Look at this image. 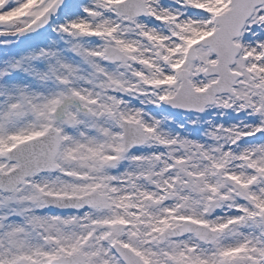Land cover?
<instances>
[{
	"label": "rangeland",
	"instance_id": "1",
	"mask_svg": "<svg viewBox=\"0 0 264 264\" xmlns=\"http://www.w3.org/2000/svg\"><path fill=\"white\" fill-rule=\"evenodd\" d=\"M54 1L0 0V19L30 26ZM120 1H71L46 33L24 42L19 59L16 34L0 37V50L10 54H0V171L15 166L3 159L5 151L48 127L61 140L54 173L0 192V264H47L72 254L83 255L85 264H120L112 241L145 264H264V125L258 124L264 117V5L236 42L234 96L217 97L192 116L163 110L161 103L175 94L181 69L195 91L215 82L203 74L216 62L207 48L196 46L195 62L185 55L214 31V16L231 0H141L148 14L131 21L115 11ZM107 45L131 61L109 64ZM121 120L142 125L144 146L121 153ZM260 130L262 137L254 136ZM92 190L106 196L110 211L59 215L38 199ZM219 211L224 223L216 225ZM182 220L220 236L212 243L192 235L154 242ZM118 223L125 226L121 232Z\"/></svg>",
	"mask_w": 264,
	"mask_h": 264
},
{
	"label": "water",
	"instance_id": "2",
	"mask_svg": "<svg viewBox=\"0 0 264 264\" xmlns=\"http://www.w3.org/2000/svg\"><path fill=\"white\" fill-rule=\"evenodd\" d=\"M70 0H57L33 26L21 31L18 35L27 40L32 36L38 35L46 31L52 23L55 14L62 9ZM130 3L139 4L137 0H128L119 5V11L122 14H128L129 19L141 15L139 10L130 11L124 6ZM233 8L226 15L217 19L219 28L215 33L205 39L202 44L209 46L211 51L217 56L218 64L214 67H208L206 74H215L219 77L217 83L211 85L204 93H195L191 90L187 81V73H180L181 86L175 98H173L168 106L184 113H197L203 111L204 107L212 104L214 97L220 93H231L237 75L231 74L228 67L234 63L239 48L232 44V40L238 38L239 33L245 21L251 16L255 7L264 3V0H232ZM141 6V5H140ZM122 7V8H121ZM13 24L10 21L0 20V29H12ZM105 56L109 61H126L127 59L114 49L105 50ZM190 59H194L193 51H190ZM126 131L125 134V151L133 145H141L145 142V136L137 124H123ZM59 139L58 133L54 129H49L43 136L24 142L11 151L5 153V159L8 162H15L17 167L8 174L0 173V190L13 191L19 184L24 182L26 177L35 173L44 171H53L55 169L54 158L58 152ZM95 202H90V199ZM41 201L49 208L55 211H70L84 206H98L100 208H108L104 201V197L93 193L90 196L77 198H60L50 195H41ZM97 199V200H96ZM264 224V215L262 216ZM181 231L170 236L181 235L187 232L194 233L199 239L212 241L216 234L209 231L206 227L184 223L179 228ZM179 229H175L177 231ZM172 231V232H174ZM115 249L123 258L125 264H142L139 259L129 250L122 249L115 245ZM70 261V259H66ZM81 264V261L78 262ZM241 264V263H235Z\"/></svg>",
	"mask_w": 264,
	"mask_h": 264
},
{
	"label": "bare ground",
	"instance_id": "3",
	"mask_svg": "<svg viewBox=\"0 0 264 264\" xmlns=\"http://www.w3.org/2000/svg\"><path fill=\"white\" fill-rule=\"evenodd\" d=\"M191 15H195V13L194 12H189L186 19L192 21V18L189 17ZM151 23L158 24V22H151ZM172 25L173 26H176V22L175 21H172ZM222 217L223 216H222V212L221 211H219L218 213H216V215H215V217L213 219L214 220V224L221 225L222 223H224V221L221 222V220L223 219Z\"/></svg>",
	"mask_w": 264,
	"mask_h": 264
},
{
	"label": "trees",
	"instance_id": "4",
	"mask_svg": "<svg viewBox=\"0 0 264 264\" xmlns=\"http://www.w3.org/2000/svg\"><path fill=\"white\" fill-rule=\"evenodd\" d=\"M18 26V29H20L21 28V26H19V25H17ZM20 46H18V52H17V58L19 59L23 54H22V51H23V49H21V48H19ZM22 50V51H21ZM9 52V49H7V47H5L2 51H1V53H2V55H3V58H6V59H9V57H10V54L8 53ZM0 53V54H1ZM36 66V65H35ZM29 66L27 65L26 67H24L23 66V68H25V69H27ZM37 68V67H36ZM20 72V74L22 73V70H20L19 71ZM31 77H33V76H31Z\"/></svg>",
	"mask_w": 264,
	"mask_h": 264
},
{
	"label": "flooded vegetation",
	"instance_id": "5",
	"mask_svg": "<svg viewBox=\"0 0 264 264\" xmlns=\"http://www.w3.org/2000/svg\"><path fill=\"white\" fill-rule=\"evenodd\" d=\"M263 90H264V86H263Z\"/></svg>",
	"mask_w": 264,
	"mask_h": 264
}]
</instances>
